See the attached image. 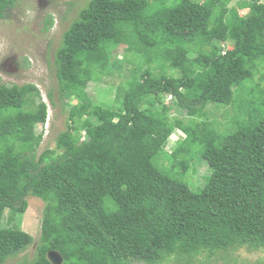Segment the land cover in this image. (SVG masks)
I'll return each instance as SVG.
<instances>
[{
    "label": "trees",
    "instance_id": "1",
    "mask_svg": "<svg viewBox=\"0 0 264 264\" xmlns=\"http://www.w3.org/2000/svg\"><path fill=\"white\" fill-rule=\"evenodd\" d=\"M18 1L0 0V20ZM231 1L91 0L55 60L60 97L79 104L56 148L40 155L41 91L0 85V264L35 244L3 227L29 197L45 203L40 238L33 261L15 264H54L50 253L60 264H264L240 261L242 251L264 253V88H248L245 73L264 61V0ZM118 47L137 70L115 105L95 103L89 86L111 74ZM151 63L162 73L143 69ZM233 103L242 128L220 134L217 118L203 120L207 106ZM176 129L186 138L170 155ZM162 155L193 160V173L202 162L210 175L194 190L163 169Z\"/></svg>",
    "mask_w": 264,
    "mask_h": 264
},
{
    "label": "rangeland",
    "instance_id": "2",
    "mask_svg": "<svg viewBox=\"0 0 264 264\" xmlns=\"http://www.w3.org/2000/svg\"><path fill=\"white\" fill-rule=\"evenodd\" d=\"M91 0H19L16 7L11 10L9 16L0 20V85H26L35 84L41 91L44 101L48 104L49 116L45 126L38 127V137H41L40 155L46 149H55L58 136L68 128L69 114L71 107L78 105V100L71 98H61L59 94V80L56 75V53L63 42V36L70 25L78 18L79 13L84 9ZM201 3L204 0H197ZM239 0H232L230 7H237ZM241 14H246L247 11L239 10ZM52 17V18H51ZM48 18L54 21L53 27L47 31L46 23ZM233 38V34H229V40ZM114 60L110 63L112 72L106 73L101 77V80L96 83H91L89 93L93 97L95 103L106 105H115L118 88L126 86L132 73L137 70V61L132 59L127 60L128 55L124 47L114 48L112 53ZM126 54V55H125ZM195 57V56H193ZM105 64L107 62L105 61ZM151 68L158 75L161 70L156 63L146 64L143 69ZM245 73L250 79L247 87L257 86L256 91L264 88V61L255 69H246ZM169 75L172 72L168 71ZM179 76V72L174 75ZM248 91H243V97L247 96ZM53 97V101L50 99ZM172 97L165 98L166 104L173 103ZM238 104L216 107L209 105L206 108L208 118L203 120L213 121L215 118L218 124L220 134H228L243 127L244 118L241 117ZM90 110L91 107L88 106ZM172 117L184 119L186 117L182 112L179 114L177 110L171 113ZM185 122H189L186 120ZM85 136V134L83 133ZM186 134L179 129H176L170 136L164 146V152L174 154L179 144L184 141ZM181 155V154H179ZM179 156L173 158L169 155H162L160 165L168 174L174 175L179 179L190 184L194 190L202 187L204 176L210 175L209 168L201 162L193 173L195 162L181 158ZM188 169L184 179L178 173L179 169ZM197 162V161H196ZM180 173L182 171L180 170ZM186 177V178H185ZM28 208L25 213L18 215H10L7 211L8 218H5L3 227L12 230L24 231L30 234L35 239V244L29 248L27 252L22 254L18 259L9 261V264L16 262L28 263L32 262L35 256V247L40 238L41 225L45 203L35 197H29ZM12 217V218H11ZM264 256V253L250 254L246 251L240 253V261H256ZM49 259L54 264H60L61 258L56 253H50ZM169 264H175L171 262Z\"/></svg>",
    "mask_w": 264,
    "mask_h": 264
}]
</instances>
